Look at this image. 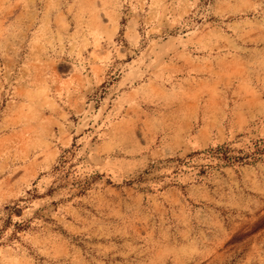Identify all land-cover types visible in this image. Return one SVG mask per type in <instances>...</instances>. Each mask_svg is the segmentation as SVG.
Here are the masks:
<instances>
[{"label": "rangeland", "instance_id": "1", "mask_svg": "<svg viewBox=\"0 0 264 264\" xmlns=\"http://www.w3.org/2000/svg\"><path fill=\"white\" fill-rule=\"evenodd\" d=\"M0 264H264V0H0Z\"/></svg>", "mask_w": 264, "mask_h": 264}]
</instances>
